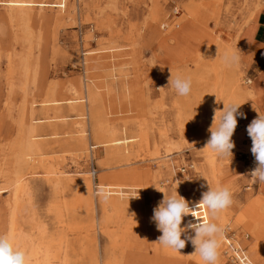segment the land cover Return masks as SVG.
Instances as JSON below:
<instances>
[{"label": "rangeland", "instance_id": "obj_1", "mask_svg": "<svg viewBox=\"0 0 264 264\" xmlns=\"http://www.w3.org/2000/svg\"><path fill=\"white\" fill-rule=\"evenodd\" d=\"M7 1L0 0V234L28 264H204L190 241L179 252L158 244L151 217L164 193L177 187L194 206L208 184L228 187L233 204L216 217L202 206L207 222L264 264V184L252 185L245 160L246 129L258 115L245 105L260 97L264 52L251 33L241 41L264 0H67L65 10L27 14ZM226 50L238 52L239 66L224 65ZM171 73L192 78L190 95L168 85ZM72 99L85 101L81 116L63 104ZM47 101L63 105L43 111ZM233 102L246 118L237 117L231 159L205 146L214 110ZM30 127L38 152L27 150ZM113 139L133 142L116 150ZM94 185L117 199L103 205ZM219 253L217 264H231L223 242Z\"/></svg>", "mask_w": 264, "mask_h": 264}, {"label": "clouds", "instance_id": "obj_2", "mask_svg": "<svg viewBox=\"0 0 264 264\" xmlns=\"http://www.w3.org/2000/svg\"><path fill=\"white\" fill-rule=\"evenodd\" d=\"M222 59L227 67H237L241 64V56L237 51L226 50ZM192 83L190 76L177 74L173 77L171 73L168 85L174 88L177 95L188 96L192 91ZM240 106V103L233 102L225 104L222 111L214 110L213 124L209 129L210 138L207 140L205 148L211 149L219 157H230L231 159L233 157L232 150L235 143L232 137L237 127V117L246 118L245 114L239 111ZM257 112V117L250 122L246 129L252 141L251 153L256 161L255 168L248 175L251 176L254 183L264 184V114ZM217 113L220 114L218 123H216ZM175 183L179 185L181 181H175ZM157 190L159 189L157 188ZM97 195L102 197L105 202L109 199V194L103 187L98 188ZM232 204V192L228 187L213 188L208 184V190L202 193V197L195 207L197 209L201 206L206 207L210 215L216 217L218 213L226 210ZM193 212L189 202L177 192V187L170 195L164 193L163 199L154 207L151 217L157 230L162 233L158 237L157 243L179 252L190 241L195 249L194 254H199L204 264H217L220 255L219 238L223 235L224 230L215 222L200 220L196 223L189 221L182 227L183 218L189 214L193 215ZM0 264H28L26 252L14 244L13 238L6 233L0 234Z\"/></svg>", "mask_w": 264, "mask_h": 264}, {"label": "bare ground", "instance_id": "obj_3", "mask_svg": "<svg viewBox=\"0 0 264 264\" xmlns=\"http://www.w3.org/2000/svg\"><path fill=\"white\" fill-rule=\"evenodd\" d=\"M66 2H67V0H58L57 2H55L53 4H46V3H33L30 0H9V1L5 2V3H2V5L5 6V7H7L9 10L14 11L16 13H19V14H27L28 11H30L32 8H39L40 10L41 9H44V8H53V9H63V10H65V8H66ZM85 90H86V96L88 97V101L91 103V101L93 100L92 91L90 89H88V88H85ZM83 102H85V101L84 100H79V99H72V100L65 101V103H63V104L69 106L68 107V111L69 110L70 111H75L77 113L76 116H81L83 114V112L85 111V107L80 105ZM63 104L62 103H58L56 101L55 102L47 101V102H44V103H42L40 105L42 106L43 111H57V110L60 109L59 108L60 105H63ZM90 116H92V114H90ZM36 123L37 122H35V124ZM39 123H43V122L41 121ZM34 134H35V127H30L29 132H28V136H29V139L30 140L27 141L28 142L27 150L30 151V152H38L37 151L38 150V143H36V142L39 141V140H41V139H38L40 137H36V136H34ZM132 142H133L132 139H113V140L110 141V144H111V146H113V149L120 150V149H124L127 146L128 143H132ZM82 146H80V147H82ZM99 147H104V146H102L101 144H99ZM95 148H97V147H95ZM112 152L114 153L115 150L112 151ZM63 174H64L63 172H59V173H54L52 175H53V177H55V176L56 177H59V176H61ZM55 180H58V179H55ZM105 188L108 189V188H111V186H107ZM106 192L109 194V199L107 200V202H105L103 200V198H102L103 205H109L114 200L117 199V198H114V197H110L113 194H117L116 191H109L108 190ZM87 203L90 204L91 203V199L87 200ZM219 240H220V244L224 241V243H226V247L227 248H228V246L231 247V242L229 240H227L225 236H221L219 238ZM235 255L237 257L239 256L237 253H235ZM248 263L250 264L249 261H248Z\"/></svg>", "mask_w": 264, "mask_h": 264}, {"label": "crops", "instance_id": "obj_4", "mask_svg": "<svg viewBox=\"0 0 264 264\" xmlns=\"http://www.w3.org/2000/svg\"><path fill=\"white\" fill-rule=\"evenodd\" d=\"M250 33L255 42L254 46L257 48H261L264 52V11L257 14L256 26L253 28V30L249 33L248 31L245 32L243 37L241 38V41L243 42L244 45H247V41H248L247 36ZM262 60L264 61L263 58ZM255 90L260 97H258L257 101H255L254 103L248 102L245 105V109L251 111H256V110L264 111V74H261L260 76L257 77V81L255 83ZM241 127L242 125H237L235 130H239L241 129ZM234 245L240 248V246L235 242ZM231 246H233L232 243ZM224 248H225V253H228L229 249L226 247V243H224ZM246 259L250 262V264H254L252 263L248 255H246Z\"/></svg>", "mask_w": 264, "mask_h": 264}, {"label": "built area", "instance_id": "obj_5", "mask_svg": "<svg viewBox=\"0 0 264 264\" xmlns=\"http://www.w3.org/2000/svg\"><path fill=\"white\" fill-rule=\"evenodd\" d=\"M247 84H250V81H248ZM245 160H246V164H247L246 166H247V174H248L255 168L256 161H255L254 156H252V155L251 156L245 155ZM92 176L94 177V172L92 173ZM248 176H249L250 181H252V185L256 184L253 182L251 176L250 175H248ZM252 185L249 186V189H250V187H252ZM94 188H95V190L98 189V187L95 185H94ZM95 193H97V191ZM196 205L197 204H195L194 206H190V208H193V210H194V212H193L194 216L191 214L187 215L185 217L186 218V224L189 221H191L192 223H196V222H198V220H200L202 222H207L205 214H204V208L201 206L197 209L195 207ZM232 245L233 246H231V247L228 246L229 251H228V253H225V254H227V258L229 259L231 264H249L247 259H246L247 254L245 253V251L242 248H238L233 243H232ZM235 253H237L239 256L237 257L235 255Z\"/></svg>", "mask_w": 264, "mask_h": 264}]
</instances>
